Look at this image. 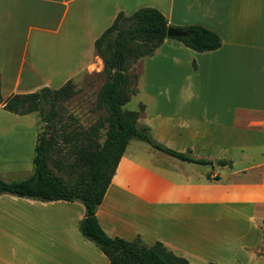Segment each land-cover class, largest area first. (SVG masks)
I'll list each match as a JSON object with an SVG mask.
<instances>
[{
  "label": "crops",
  "instance_id": "crops-1",
  "mask_svg": "<svg viewBox=\"0 0 264 264\" xmlns=\"http://www.w3.org/2000/svg\"><path fill=\"white\" fill-rule=\"evenodd\" d=\"M145 7L170 27L201 25L220 38L204 53L166 38L137 62L132 96L152 140L211 164L132 139L97 222L111 238L161 243L187 264H264V0H0L1 97L101 72L94 41L119 12ZM26 116L0 105L2 181L33 173L35 132L3 125ZM84 216L79 200L0 195V264H110L79 231Z\"/></svg>",
  "mask_w": 264,
  "mask_h": 264
},
{
  "label": "trees",
  "instance_id": "trees-1",
  "mask_svg": "<svg viewBox=\"0 0 264 264\" xmlns=\"http://www.w3.org/2000/svg\"><path fill=\"white\" fill-rule=\"evenodd\" d=\"M168 27L167 20L157 9L145 7L129 16L119 12L112 24L94 41L95 54L102 61L105 76L97 92L96 102L98 107L105 110L106 116L103 125L93 128V138L88 135L83 137L85 139L77 151L80 173L76 180L65 183L51 173L48 160L54 139L51 135L46 138L44 134L36 136L32 175L24 180H0V195L8 194L42 202L79 200L85 207L79 231L101 249L110 264H187L186 260L169 252L161 243L148 246L139 238L125 241L107 236L95 215L96 207L102 202L117 164L132 139L143 141L152 149L182 161L211 164L210 161L174 152L152 140L148 128L138 125L142 105L137 111L124 108L137 92L136 86H131L130 77L126 74L128 64L151 57L168 38ZM177 29L187 35L175 39L197 53L214 51L221 45L219 36L201 25ZM133 78L136 80L135 76ZM73 95L74 85L69 80L58 89L45 87L37 92L14 94L6 99L0 93V105L9 113L23 116L35 112L42 114V105L48 104L50 111L44 120L49 123L52 120L53 104L66 101ZM101 128L104 129V138L100 142L98 132ZM225 163L218 162L219 165Z\"/></svg>",
  "mask_w": 264,
  "mask_h": 264
},
{
  "label": "rangeland",
  "instance_id": "rangeland-1",
  "mask_svg": "<svg viewBox=\"0 0 264 264\" xmlns=\"http://www.w3.org/2000/svg\"><path fill=\"white\" fill-rule=\"evenodd\" d=\"M65 49L69 54L70 48L65 47ZM138 61L129 63L127 66L126 74L130 77L133 88L137 87L140 73L137 65ZM134 76L136 80L133 78ZM104 79L105 76L101 71L99 73L85 74L77 81H72L74 95L66 101H59L53 104L52 120L49 123H46L44 116L49 113L50 105L43 104L42 114L35 112L20 120H10L3 124L9 127L12 135L17 133L16 129L18 128L16 127H19L23 133H28L29 136H31L30 130L35 132L36 136L44 134L48 138L51 135L54 140L49 150L48 166L51 173L65 183H72L78 178L80 173L77 151L81 146L82 140L85 139L83 137L88 135L93 138V128L104 124L106 112L98 107L96 102L97 92ZM137 98L139 96L132 97L124 107L127 110H136ZM98 134L101 142L104 138V129L101 128Z\"/></svg>",
  "mask_w": 264,
  "mask_h": 264
},
{
  "label": "water",
  "instance_id": "water-1",
  "mask_svg": "<svg viewBox=\"0 0 264 264\" xmlns=\"http://www.w3.org/2000/svg\"><path fill=\"white\" fill-rule=\"evenodd\" d=\"M166 35L168 38L175 39V38L185 37L187 33L173 27H168Z\"/></svg>",
  "mask_w": 264,
  "mask_h": 264
},
{
  "label": "bare ground",
  "instance_id": "bare-ground-1",
  "mask_svg": "<svg viewBox=\"0 0 264 264\" xmlns=\"http://www.w3.org/2000/svg\"><path fill=\"white\" fill-rule=\"evenodd\" d=\"M23 138H25V137L23 136Z\"/></svg>",
  "mask_w": 264,
  "mask_h": 264
}]
</instances>
